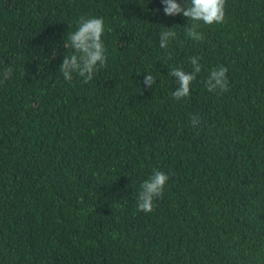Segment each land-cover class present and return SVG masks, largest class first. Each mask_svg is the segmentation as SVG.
Masks as SVG:
<instances>
[{
  "label": "trees",
  "instance_id": "1",
  "mask_svg": "<svg viewBox=\"0 0 264 264\" xmlns=\"http://www.w3.org/2000/svg\"><path fill=\"white\" fill-rule=\"evenodd\" d=\"M82 16L103 18L107 56L87 84L59 71ZM189 23L161 0H0V264H264V0H226L199 42ZM154 169L169 180L144 213Z\"/></svg>",
  "mask_w": 264,
  "mask_h": 264
},
{
  "label": "clouds",
  "instance_id": "2",
  "mask_svg": "<svg viewBox=\"0 0 264 264\" xmlns=\"http://www.w3.org/2000/svg\"><path fill=\"white\" fill-rule=\"evenodd\" d=\"M163 11L166 16L175 17L182 15L191 21L185 28L186 35L193 41H202L204 36L199 31L200 24L212 25L221 24L225 20L226 0H183L178 3L177 0H161ZM78 27L74 32H68L65 37L63 47L71 48L73 54L65 55L60 66V73L66 81L73 80V74L83 79L87 84L93 80L95 74L106 67L107 56L102 41L104 34V20L102 17H81ZM159 33V47L164 49L169 46V42L176 37L173 28H164ZM200 57L193 56L189 58L192 66L191 72H186L183 68L173 67L170 75L175 78L177 88L171 93L174 100H182L190 95L191 84L196 80L197 74L201 72L199 63ZM228 69L224 66L210 70L205 86L209 93L225 92L228 90ZM13 70L5 68L3 70V79L0 84L11 78ZM143 83L146 87L152 88L156 83L153 75L147 74ZM191 123L195 127L199 123V117L193 115ZM169 180V176L163 171L153 170V174L140 185L138 193V210L144 213H150L154 208V199L163 195L164 188Z\"/></svg>",
  "mask_w": 264,
  "mask_h": 264
}]
</instances>
